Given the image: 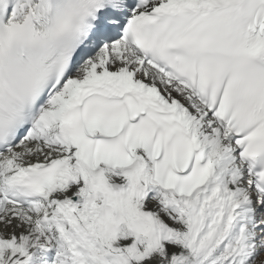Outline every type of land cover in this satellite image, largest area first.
Returning a JSON list of instances; mask_svg holds the SVG:
<instances>
[{
	"label": "snow or ice",
	"instance_id": "6c2138e0",
	"mask_svg": "<svg viewBox=\"0 0 264 264\" xmlns=\"http://www.w3.org/2000/svg\"><path fill=\"white\" fill-rule=\"evenodd\" d=\"M0 264H264V0H0Z\"/></svg>",
	"mask_w": 264,
	"mask_h": 264
}]
</instances>
